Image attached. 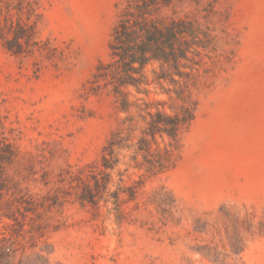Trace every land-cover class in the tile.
<instances>
[{"label":"rangeland","instance_id":"374dc122","mask_svg":"<svg viewBox=\"0 0 264 264\" xmlns=\"http://www.w3.org/2000/svg\"><path fill=\"white\" fill-rule=\"evenodd\" d=\"M125 1L36 0L48 54L0 49V134L18 153L2 166L0 250L11 264H264V0L174 1L178 15L215 30L230 60L199 78L169 170L147 176L122 153L107 192L80 201L123 117L109 89L92 88ZM19 196L35 210L20 214Z\"/></svg>","mask_w":264,"mask_h":264},{"label":"trees","instance_id":"16d2710c","mask_svg":"<svg viewBox=\"0 0 264 264\" xmlns=\"http://www.w3.org/2000/svg\"><path fill=\"white\" fill-rule=\"evenodd\" d=\"M174 1L126 0L120 10L109 41V61L97 68L92 89H109L123 117L103 149L101 169L90 173L83 184L82 203L95 204L107 192L110 172L118 167L117 156L122 153L147 176L169 170L180 151L181 135L196 116L194 89L199 78L207 77L222 60H230L231 53L219 45L215 30L178 15ZM40 18L36 0H0V49L15 57L47 55L49 43L38 37ZM152 88L167 99H151L152 93L157 94ZM17 157L13 145L0 134V200L8 193L2 166ZM123 193L128 200L134 199L132 187ZM14 202L20 214L21 209L36 208L29 197L19 196ZM154 203L165 204L159 199ZM9 211L5 215L13 219ZM258 230L264 235V216ZM234 232L237 236V226ZM227 239L233 250H243L237 237L227 235ZM11 260L10 249L0 250V264H11Z\"/></svg>","mask_w":264,"mask_h":264}]
</instances>
